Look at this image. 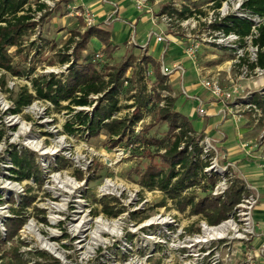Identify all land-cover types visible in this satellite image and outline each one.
<instances>
[{
  "label": "rangeland",
  "instance_id": "1",
  "mask_svg": "<svg viewBox=\"0 0 264 264\" xmlns=\"http://www.w3.org/2000/svg\"><path fill=\"white\" fill-rule=\"evenodd\" d=\"M53 2L54 6L50 10H47V15H49L38 20L34 34L30 37L28 42H24V48L21 54L16 56L14 54V48L9 50L10 55L13 57V66L19 71L24 72V74L19 78L6 76L7 88L10 90V93H3L0 91V133L2 134L0 138V220H7L11 217L9 209H20L22 204L27 205L23 214L25 221L21 229L17 231L18 233L10 240L6 238L3 240V237L0 236V264H10L12 262L10 253L13 249H18L24 259L28 257H37L29 254V252L28 254H24L27 253L26 251L28 250H31V252H38L41 250L39 243L35 241L36 238L31 232H28L29 230H32L33 233L40 232L43 239H55L58 244L64 243L68 245L65 246V248L70 256V264H166V261L169 262L170 260L173 263H177V258H175L176 255H173L174 258L171 259L170 255L162 254V247L171 244L169 240L166 241V244L159 245L161 248H157L158 251L155 253V256L153 255V257L147 259L149 255L147 249H150L152 245H149L146 239L143 238L149 234L148 232L152 235H157L159 232H168V234L171 232L174 233L175 230L185 231L186 233H196L202 221L199 216L191 215L188 208L185 209L184 212L177 211L173 201L166 199L160 192L148 190L139 184V177L145 171L150 161L157 166L163 167L158 160V155L163 152L160 150V146L147 144L146 141H158L163 146L167 144L171 136L165 124H154L157 113V107L155 106L156 100H153V104L150 107L140 110L139 114L137 113L138 121L132 130L133 138L131 137V144L123 140L114 148L109 147L108 140L103 132H100L97 136H89L86 130L77 123L78 120H75L73 113L67 112L62 108H51L43 100H34L29 106L22 108L18 113H11L14 108L13 99L23 87H27L28 91L32 93L30 79L38 76L50 75V73H53V75L55 73V76L59 77L62 73H60V71H62L63 66L66 65H60L58 63L57 55L60 53L65 41L69 37V30L75 28L78 17L69 15L72 12L74 14V11L67 9V0H53ZM82 2L83 5L84 3L86 5L89 0H82ZM204 2L206 1L169 0L170 5L183 3L192 6V3L203 4ZM68 3L71 2L68 1ZM99 7L101 8L97 11H92L93 17L96 18L97 23H102L104 20L106 22L108 18L102 19L101 14H106L111 8L106 3L100 4ZM161 7V5H158L154 9L158 11ZM119 15H121V20H119V22L117 20H111L110 23V25L113 26L112 31L118 33L117 39L113 40L116 46L113 47L109 56L103 54V56L96 59L98 63L94 64L95 67L100 72L104 71L105 67L115 66L128 55H132L135 57V60L141 61L142 56H151L159 63H161L162 58V63L168 68L178 65L182 66L185 70L182 78L173 74L170 80L165 79L169 91L162 92L157 90V92L161 97L164 95L165 97L174 99L173 110L176 111L177 108L186 118L192 130L195 132L196 137L206 134L210 139L217 141L213 143L215 150H212L211 153H217L218 166L215 168V171L218 172V168L222 166L224 162H228L219 139L225 136V140L227 141L225 142L224 140L223 142H225L226 145L234 143L237 146L240 141L239 137L245 136V130H237L238 123L236 124L232 121H222L219 117L209 115L205 118H200L197 115V105L195 101L190 98L193 95L197 96V94H201L203 98H206L207 93L201 88L195 91L193 90L194 82L197 80L196 69L191 62L185 59L180 47H175L172 45V42H168L162 27L151 25L148 19L149 13L143 12L138 14L128 8L125 13H120ZM112 16H114V14ZM144 16H147L146 22L140 20ZM38 17L39 14L37 15V18ZM135 19L139 21H137L134 29H131V27H133L131 24ZM124 25H126V27H124ZM79 29L81 32L83 31V28ZM185 33H187L185 30L174 27L169 35L176 40L182 39L186 42ZM140 34L141 39L139 38ZM150 34L152 35L150 36ZM157 36L165 38V42L157 43ZM132 39L135 45L131 41ZM127 40L128 45L126 43ZM32 41L34 45L31 46L30 42ZM92 42L95 46L91 45ZM139 47H146L149 56L145 55L146 48L144 50V48ZM165 47L166 52L162 55V49ZM101 52V44L92 39L87 46V52L84 51L81 55L85 56L89 53L87 56L88 58L91 57L90 54H102ZM229 58L230 57L224 55L220 51L207 49L199 56L198 66L202 69V73L207 76H212L216 72L219 73L220 85L223 88H228L230 83L226 77L225 69L227 67L226 62ZM31 68L34 69V72L27 76L26 72ZM135 68L136 66L133 65L125 74L128 77L131 75L132 79L129 84H123L129 91L126 92L123 90V94L121 93V96H119V106L121 109L118 113L119 117L128 116L133 119V115H135L136 112L133 108L128 107L136 104L135 101L130 100L129 97L135 93H139L142 86L146 88V91L150 89V92L154 86L153 78L147 80L146 77L142 86L140 82L134 80V76H136ZM65 73L66 71L63 74L65 75ZM260 82L264 84V78L257 82L261 86ZM182 88L185 93L188 94V98L181 93ZM92 100L96 101V98H92ZM254 102H256V99ZM160 103H163V101ZM61 105L64 106L65 103L62 102ZM80 111L90 114L91 108L86 107L77 112ZM68 124L73 125L72 128L75 130L73 134L67 132L66 125ZM148 125L153 126L150 130L145 131L144 128ZM248 126L250 127L251 125ZM251 128L252 138L248 140L253 141L247 144L253 147L258 144V148H256L253 153H261V156H264V141L258 139L260 127L251 126ZM32 140V146L35 140H41L44 147H51L57 141H63V148L61 152H59L62 154L56 159L54 156L52 158L51 156L40 155L33 151L32 146H29L28 142ZM13 150L31 156L38 167V171L40 172L39 177L41 178V182L39 183L30 179H23L20 181L19 184L24 189L20 194H16L15 191L4 187L8 181L13 183L15 179V176L10 171L15 169V167L11 166L8 156V153ZM114 153H122L123 157L115 165L109 166L110 161L115 160ZM239 159H241L237 161V163L240 164L239 169L242 168L245 170L243 166L246 167L248 164L255 166L256 164V160L250 158L242 157ZM79 171L82 172L83 178L87 179L85 184L69 178L75 177L76 173ZM230 171L232 174V178L230 177L231 181L241 180L237 177L238 173L235 168ZM108 177L124 183L130 189L137 190L138 201L135 204L125 207L123 204L121 205L118 199L112 196L97 199V187L100 186L104 178ZM225 179L229 180L227 178ZM62 181H76L80 186L76 190L68 191V188H63ZM14 190H16V188H14ZM185 195H191L196 199L195 202L200 198L204 199L208 197L207 195L201 194L197 189L189 190ZM260 195L259 207L257 206L256 208L262 211L260 219L262 223L264 222V190L260 192ZM79 196L87 202V210L90 212V215L95 217L101 215L106 221L121 218L119 220V222L122 223L120 230L117 229L115 233L102 234L101 240H103L104 243H101L96 250L95 259L93 255L90 260H82V251H79L77 246L73 243L75 239H70V235H68L69 228H67V223L59 225L58 228L50 227L48 223L50 220L53 221V217L57 219V212L59 211H54L52 208H57L58 205L60 206L58 210H61V212L64 208L60 217L65 219V222L69 217L72 218V210L70 209H72V203L78 200ZM11 198L13 201L10 200ZM65 200L68 202L67 206L63 204ZM101 201L108 202L109 206L115 207V210L120 211V214L116 217H107L103 215V213H101ZM124 204H126L125 199ZM133 207H136V209ZM93 211H96V213H93ZM77 212L81 214L82 210ZM122 213H126V216H123ZM157 216H161L162 218L173 217L178 227L152 225L150 227L146 226L147 228H145V230L138 231L142 229L138 227L142 225L144 221L147 220V225H149L150 223L148 220ZM41 219H45L47 224L43 223ZM83 219L84 218L78 220L77 217L75 221L78 223ZM151 222L155 223L153 219ZM254 224L255 226L258 225L256 219H254ZM259 227L261 226H258V228ZM98 228L100 229L99 225ZM89 233L91 235V240L93 232L89 231ZM55 234H63V237L55 238ZM75 234L77 238L84 241V236H86L84 232L81 234H77L76 232ZM158 239L159 241H165V234L163 233ZM88 240L89 237H86L85 246H92L89 244L90 240ZM230 247L232 255L230 256L229 264H256V260L258 259L256 258L258 256L256 252L258 248L257 243L254 245L249 244L243 248L242 245L238 247L237 241L234 239L231 241ZM3 256L5 257L4 259ZM47 256L53 258L50 255Z\"/></svg>",
  "mask_w": 264,
  "mask_h": 264
},
{
  "label": "trees",
  "instance_id": "2",
  "mask_svg": "<svg viewBox=\"0 0 264 264\" xmlns=\"http://www.w3.org/2000/svg\"><path fill=\"white\" fill-rule=\"evenodd\" d=\"M42 0H0V91L10 93L7 88L6 76L12 78L22 77L24 72L19 71L12 64L13 57L9 50L14 48V54L20 55L24 48V42H28L34 34L38 20L43 19L50 10ZM203 4L212 2L214 7H219L223 0H205ZM68 1L66 2V6ZM192 6L182 4L180 11L166 8L169 13H175L179 19L190 17L194 12H200L198 7L203 4L192 3ZM245 9L251 14H256L264 18V0H249L245 4ZM165 9L162 10L164 12ZM37 14H40L37 18ZM249 22L245 19L227 17L220 26L214 28L222 29L226 33H236L244 35L249 31ZM79 28H83L81 32ZM69 37L57 55L60 65L68 64L65 75L61 73L59 77L53 74L38 76L30 79L31 92L27 87H23L13 99L14 108L11 113H18L22 108L29 106L34 100H43L51 103L55 108H62L74 114L77 123L82 126L89 136H97L100 132L106 136L109 147L114 148L123 140L131 144L132 130L138 121L139 111L150 107L153 100H156L157 113L154 124H165L167 131L171 134L166 145H161L158 141H146L147 144L159 145L163 152L158 155L161 166L155 165L152 161L139 177V184L148 190L159 191L166 199L173 201L177 211L184 212L189 209V213L199 216L208 226H217L225 221L231 214L234 207L239 203L244 191L243 182L232 181L228 191L222 198H212L209 191L219 181V176L204 175V168L208 166L207 158L201 156V148L198 145L204 137H196L189 122L179 112L173 110L174 99L161 97L158 91L168 92L165 77L160 74L159 64L150 57L142 56V63L147 64L152 71L154 86L151 92L143 85V68L136 65L135 57L128 55L124 60L115 66H107L104 71H98L94 64L98 63L95 58L96 53L91 57L82 56V52H87L89 42L94 39L98 41L103 49V54L109 56L113 47L110 46V34L96 27H85L81 18L78 17L75 28L69 30ZM258 37L254 44L259 48L264 47V25L258 28ZM30 45H34L33 41ZM136 66L134 80L141 83L139 93L129 97L135 101L133 108L136 112L133 119L128 116H117L120 112L119 96L124 87L130 83L132 76H126V72L132 66ZM258 65L264 67L263 54L259 53ZM34 69H28L26 75H31ZM134 74V73H133ZM148 88V87H147ZM157 88V89H156ZM90 97H96V101ZM161 101H163L161 105ZM65 103L64 106L61 103ZM258 106L264 110V100L256 98ZM73 107L91 108V112H74ZM73 125H66L69 134L74 133ZM153 125H148L144 130H150ZM2 134L0 133V138ZM133 138V137H132ZM11 164L15 169L10 170L17 181L30 179L34 182H41L40 172L33 158L26 153H18L13 150L8 153ZM77 180L82 179V173L77 172ZM204 184L201 185V182ZM199 189L201 194L208 197L200 198L197 202L191 195H185L189 190ZM199 198V197H198ZM12 200V199H11ZM13 201V200H12ZM101 213L107 217H116L120 211L109 206L108 202L101 201ZM23 205L20 209H9L11 219L5 222L6 239L10 240L22 227L25 217ZM96 213V211H93ZM46 224L45 219H41ZM42 262L33 264H60L57 260L37 253ZM10 264H27L18 253V249L11 250ZM5 257L3 256V259Z\"/></svg>",
  "mask_w": 264,
  "mask_h": 264
},
{
  "label": "built area",
  "instance_id": "3",
  "mask_svg": "<svg viewBox=\"0 0 264 264\" xmlns=\"http://www.w3.org/2000/svg\"><path fill=\"white\" fill-rule=\"evenodd\" d=\"M127 1L131 4L136 12L149 13L148 17L150 19V22L153 26H160L163 28L165 38L169 36L174 27L180 28L187 32L185 33L186 42L181 39L176 40V43H178V45L180 46L185 59L191 62L196 69L197 87L206 92L209 98L208 100L201 99L199 96H192L190 98L191 100L195 101L197 105V115L200 118H205L208 116V107L215 106L216 109L213 115L214 117H219L222 121H232L236 124L240 123L243 120H247L252 127H260V134L258 136V139L264 141V110L261 109L256 102H254L256 98L264 100V84L260 82V86L257 83L259 80L264 78V67H260L258 65L259 53L263 54L264 59V47L259 48L258 45L254 44V40L259 35L258 28L264 25V18L256 14H251L245 9L244 6L249 0H223L217 8L214 7L212 2H207L198 7V9H200V12H194L190 17H187L185 19H179L175 13H169L166 10V8H170L176 11H180L183 3L178 5H170L169 0ZM41 2L45 3L49 9L54 6L53 0H42ZM158 5H161L162 7L158 11H155L154 8H156ZM66 7L67 9L74 11V14L73 12L70 14L71 16L75 15L82 19L85 27H95L94 17L87 9L83 8L82 6H70L69 3ZM163 9H165L164 12H162ZM227 17L247 20L250 24L248 33L244 35L232 32L226 33L222 29L213 27L216 25L220 26V23ZM151 35L152 34H150V36ZM165 38L157 36L156 42L163 43L165 42ZM131 41L135 45L133 39ZM139 48L145 49L146 47ZM207 49L220 51L224 55L230 57L226 62L227 67L225 69L226 77L230 83V86L228 88H223L220 85L219 73L216 72L212 76H207L203 74L202 69L199 68L198 56ZM164 52L165 50L163 51V53ZM101 56L102 54L96 53L95 58L98 59ZM136 65H140L143 68L144 80L146 79V77L147 80L152 78V71L148 65L142 63L141 60H137ZM68 66V64L64 65L63 70L60 71V73H64L67 70ZM159 71L160 74L167 80H170L173 74L179 73L181 78L184 74V69L180 65L173 66L171 68L166 67L162 63V58L159 65ZM124 84H126V82H124ZM148 91H150V89ZM181 93L186 98H188V94L185 93L183 88L181 89ZM162 97H164V95H162ZM44 102L47 103L51 108L53 107L51 103L47 101ZM73 108L74 112H77L78 110H82L86 107ZM216 142V140L204 136L200 140L198 145L201 148V156L207 158L208 161V166L205 167L203 171L204 175L209 176L213 174L219 176L220 178L219 181L209 191V195L212 198H222L228 191L232 183V181L230 180L232 178L230 170L235 167L230 162H224V164L218 168L219 171H215V168L218 166V157L217 153L211 152L212 150H215L213 147V143ZM58 145V149H60L63 146V141H57L54 144V146L56 147ZM258 146V144L254 147L249 146L247 143H244L243 145L241 144L245 155L252 160H256L257 166L264 171V156H254L253 154ZM61 154L62 153H58L56 156H54V158H58ZM114 155L115 160L110 161L109 166L115 165L123 157L122 153H114ZM11 166L13 165L11 164ZM79 172L82 173L81 171ZM69 178H71L72 180H76L77 182H83V184H85L87 181V179L83 178V176L80 181L77 180L76 177ZM225 178L229 180H226ZM19 183L20 181L14 179L13 183L11 181H8V183L4 185V187L11 190H13V187H16V190L13 191H15L16 194H20L24 189ZM203 184L204 181L201 182V185ZM243 185L244 191L241 194L239 203L234 207L228 218L217 226H208L205 221L202 220L199 224L198 232L196 233H186L185 231L180 230H175L174 233L170 231L171 233L169 234L168 232H163L165 234V241H159L158 239L159 236H161L163 233L159 232V234L157 235H152L150 232H148L149 234L143 237L144 239H146L149 245H152L150 249H147V252L149 254L147 259L153 257V255L155 256V253L158 251L157 248H161L159 245L166 244L167 240H169L171 244L162 247V254L170 255L171 259L174 258L173 255H176L175 258H177V263H173L170 260L169 262L166 261V264H229L230 256L232 255L230 243L234 239L237 241V246L240 247V245H242L243 248H245L249 244L254 245L257 243L258 248L256 252L258 256L256 258L264 257V242L260 241L262 235L257 232V226H255L254 224V212L256 207L259 205L261 196L255 187L244 182ZM67 186L69 187V185ZM96 192L97 199L112 196L115 199H118L121 205L123 204L125 207L135 204L138 201L137 190L130 189L124 183L118 182L115 179L109 177L102 180L100 186L97 187ZM124 199L126 204H124ZM67 205L68 202L67 200H65V206ZM58 208H60L59 205L57 206V208H52L54 211L57 210L59 212H57L58 215L57 219L54 220V224L51 220L50 222H48L50 227L58 228L59 225L67 223V228H69L70 233H68V235H70V239H75L73 243L77 246L79 251H82V260H90L93 255L95 259V252H97L96 250L99 248V246H85V242L86 237H89L90 240L91 235L89 231L94 232V230L97 229L98 225L96 221L98 219H103V217L101 215L96 217L90 215V212L87 210L88 204L81 198V196H79L78 200H75L72 203V209H70L72 210V218L69 217L66 222L65 219H62L60 217L64 211V208L62 212L58 210ZM133 208L136 209V207ZM79 210H82L81 214L77 213V211ZM122 214L123 216H126V213ZM10 216L11 217H9V219L12 218V215ZM77 217L78 220H80L81 218L84 219L77 223V221H75V218ZM154 218L166 219L168 223L165 225V227H178L173 217L162 218L161 216L149 219L148 222L150 224L147 225V227L157 225L151 222V220ZM7 220H0V236L3 237V240L6 238L5 222ZM145 222H147V220L143 223ZM224 223H232L234 226V229L229 232L228 235L219 236L220 234H215V232L212 231L214 228H217ZM87 225L89 231L87 232V230H85L84 234L86 236H84V241L80 240V238H77L75 231H79L77 230V228H79L80 226H83L84 229ZM147 227L139 229L138 231L145 230V228ZM206 232H209L208 240L201 241L200 237L206 234ZM54 236L55 238H62L63 234H55ZM46 240L58 245L59 250L64 253L65 259H67V262L65 261L66 263L57 259L55 256H52L50 253H48V251L41 248V246H39L41 250L38 252H31V250H28L26 251L27 253H24L28 254L29 252V254L37 256L36 258L28 257L24 259L19 250L18 253L24 259V261L27 262V264L42 262L37 253H43L46 256L50 255L53 257V259L58 260V262L60 261L61 264H70V256L65 248V246L68 245L64 243L58 244L55 239L51 240L50 238H47Z\"/></svg>",
  "mask_w": 264,
  "mask_h": 264
},
{
  "label": "crops",
  "instance_id": "4",
  "mask_svg": "<svg viewBox=\"0 0 264 264\" xmlns=\"http://www.w3.org/2000/svg\"><path fill=\"white\" fill-rule=\"evenodd\" d=\"M67 1L71 2V3H69L70 6H74V5L76 7L82 6L83 8L87 9L91 14H92V11H97L99 8H101V7H99V5L102 4V3H106V4H108L110 6L111 9L106 14H103V13L101 14V18L102 19H107L108 18L106 20V22L104 20L102 23H97L96 22V18H94V21H95V27L96 28H98L100 30H103V31H106V32H108L110 34L109 44H110L111 47L116 46L113 43V40L117 39V37H118V33L112 31L113 26L110 25L111 20H114V21L117 20L119 22V20H121V18H120L121 15H119V14L120 13H125V11L128 8H130L134 12H136L135 9L131 6V4L127 0H115V1H111V0H89V2L86 3V5H85V3H84V5L82 4L83 3L82 0H67ZM125 8H127V9H125ZM136 13L139 14V12H136ZM113 14H114V16H112ZM140 20L142 22H146L147 21V16L146 17L145 16L142 17V19H140ZM137 21H139V20L138 19L137 20L136 19L133 20V23L131 24V25H133V27H131V25H130L131 29L132 28L134 29V26H136ZM149 21H150V19H149ZM151 25H152V23H151ZM124 27H126V25H124ZM139 38L141 39V34L139 35ZM167 39H168V42L169 41L172 42L173 46L180 47L178 45V43H176V39L172 38L170 35L167 36ZM126 43L128 45V40H127ZM91 45L95 46L93 42L91 43ZM101 48L103 49L102 45H101ZM164 50L166 52V47L162 49V54H165V52L163 53ZM145 52H146L145 55L147 56L148 55L147 48H146ZM199 56H198V59H199ZM149 57L154 62H156L157 64L160 65V63L158 61L153 59L151 56H149ZM184 73H185V70H184ZM176 75H177V77L178 76L180 77L179 73L176 74ZM196 89H199V88L197 87L196 82H194V89L193 90L195 91ZM193 96H196V95H193ZM197 96H199L201 99H204V100H208L209 99L208 95H207L206 98H203V95L201 96V94H197ZM215 109H216L215 106H213V107L209 106L208 115L209 116H213L214 113H215ZM176 111L179 112L177 108H176ZM248 125H251V124L247 120H243L240 123H238L237 130H239V129L245 130V136L239 137L240 141L238 142L237 146L234 143L233 144L230 143L231 145L230 144L226 145L225 142L227 140H225L226 139L225 136H223L222 139H219V140H220V142H221V144L223 146V149H224V152H225L224 154L226 155L225 157H226L227 161L232 163L234 166H236L235 170L238 173L237 177L240 178L241 181H243L244 183H247V184L255 187L258 190L259 194H260V192L262 190H264V171L261 170L257 166V163L255 164V166H252L251 164H248V166H246V167L243 166L245 170H243L242 168L239 169L240 164L237 163V161L241 160L239 158H242V157L249 158V157H247L245 155L244 150L241 147V144L250 143L251 141H253V140H248V139L252 138V133H251L252 132V128H251V126L249 127ZM202 135L203 136L204 135L207 136L206 134H202ZM224 140H225V142H223ZM253 154H254V156H261V153H253ZM261 213H262V211H260L259 208H256V210L254 212V219H256L258 221L257 231L259 232L260 235H262V237L260 238V241L264 242V226H263L264 222H262V223L260 222ZM258 226H261V227H259L260 229L258 228ZM256 264H264V257H259L256 260Z\"/></svg>",
  "mask_w": 264,
  "mask_h": 264
},
{
  "label": "bare ground",
  "instance_id": "5",
  "mask_svg": "<svg viewBox=\"0 0 264 264\" xmlns=\"http://www.w3.org/2000/svg\"><path fill=\"white\" fill-rule=\"evenodd\" d=\"M28 144H29V146H32L31 144H33V140L28 142ZM32 147H33L34 152H37L40 155H46L48 157L49 156L53 157V156L57 155L63 148V146H62L60 149H58L59 145L57 147L54 145L51 147H44L41 143V140H35V143ZM62 182H63V188H68V191L76 190L80 186L79 184L76 183V181H73V182L62 181ZM67 185H69V187ZM14 188H16V187H13V190H14ZM63 204L65 205V201H63ZM77 213L79 214V212H77ZM120 219L111 220V221H105L103 219H98L96 221V223L100 226V229L97 227V229L94 230L93 237L91 238L89 244H91L92 246H99L101 243H104L103 240H101L102 233H115L117 229L120 230L122 227V223L119 222ZM52 220H53L52 223L54 224L55 223L54 220H56V217H53ZM153 221L157 225H166L168 222L166 219H160V218H154ZM146 226H147V222L143 223L138 228H143ZM233 229H234V226L232 223H224L220 227L214 228L212 231L215 232V234H220L219 236H226V235H228V232H231ZM77 230H79V231H76L77 234H81V233L85 232V230L88 231L89 228H88V225L84 229H83V226H80ZM28 232L29 233L31 232V234L36 238L35 241H37L39 243L41 248L48 251V253H50L52 256H55L57 259H59L63 262L67 261V259H65L64 253L59 250L57 244L49 242L46 239H43L41 237L40 232H34L33 233L32 230L31 231L29 230ZM208 233L209 232H206V234H204L203 236L200 237L201 241L208 240V236H209ZM92 249H93V247H92Z\"/></svg>",
  "mask_w": 264,
  "mask_h": 264
}]
</instances>
